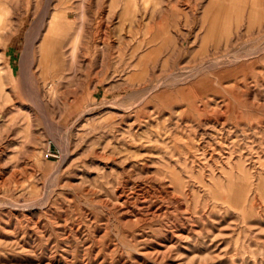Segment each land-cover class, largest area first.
<instances>
[{
  "label": "rangeland",
  "instance_id": "374dc122",
  "mask_svg": "<svg viewBox=\"0 0 264 264\" xmlns=\"http://www.w3.org/2000/svg\"><path fill=\"white\" fill-rule=\"evenodd\" d=\"M0 36V264H264V0H0Z\"/></svg>",
  "mask_w": 264,
  "mask_h": 264
},
{
  "label": "bare ground",
  "instance_id": "6f19581e",
  "mask_svg": "<svg viewBox=\"0 0 264 264\" xmlns=\"http://www.w3.org/2000/svg\"><path fill=\"white\" fill-rule=\"evenodd\" d=\"M85 2V1H84ZM83 2V3H84ZM46 21V18L43 19V23ZM55 18L53 17L52 18V21L50 22V28L48 29V32H47V35L45 36V38L40 41V35H38L35 40H34V43L32 44V48L31 49H34L35 46L40 43V52L42 53V59L44 57V55H46V52L51 48V45H52V37L51 35L54 34V31L56 30L57 27H55ZM58 24V23H57ZM61 27V25H60ZM43 28V27H42ZM83 31V26H81L79 32H78V35L76 37V40L74 42V46H73V49H72V52H71V55L72 57L75 59V56L77 55L78 53V48H79V43H80V38H81V33ZM3 32V31H2ZM67 31L65 28H62V30L59 32V34H65ZM68 35V34H67ZM55 37V36H54ZM1 38V36H0ZM60 40V39H59ZM29 48V46H28ZM29 50V49H28ZM35 51V50H34ZM4 76H3V73L0 72V81H3ZM0 90H3L2 88V85H0Z\"/></svg>",
  "mask_w": 264,
  "mask_h": 264
}]
</instances>
